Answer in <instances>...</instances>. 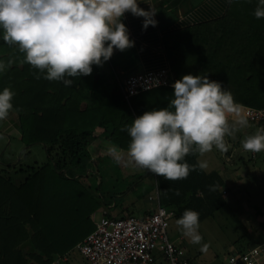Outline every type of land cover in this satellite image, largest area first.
Returning a JSON list of instances; mask_svg holds the SVG:
<instances>
[{"label": "trees", "instance_id": "16d2710c", "mask_svg": "<svg viewBox=\"0 0 264 264\" xmlns=\"http://www.w3.org/2000/svg\"><path fill=\"white\" fill-rule=\"evenodd\" d=\"M186 1L156 0L161 23L171 22L179 9L188 10L200 2L188 6ZM257 3L227 0L221 17L166 32L165 65L171 70V81L185 74L207 75L231 91L238 103L263 107L264 18L254 16ZM122 22L134 46L123 52L114 49L115 63L110 58L109 70L104 69L105 62L93 65L90 75L70 78V86L45 79L44 73L24 62L17 47L3 40L0 29V60H13L0 73V91L9 87L15 93L13 111L23 143L40 142L47 153L46 161L26 167L20 182L9 173L14 162L0 168V264H50L57 256L69 255L95 229L93 213L105 204L102 194L96 196L84 180L93 159V140L108 139L127 153L131 138L126 126L145 111L167 107L174 98L171 84L126 96L125 78L162 66L144 68L137 46L141 27L132 34L125 16ZM185 161L196 165L197 154L187 155ZM157 180L161 204L179 217L192 209L199 213L200 222L225 203L217 171L197 167L183 180L162 176ZM206 200L212 206L203 210ZM194 261L191 258V264Z\"/></svg>", "mask_w": 264, "mask_h": 264}, {"label": "clouds", "instance_id": "9594fccd", "mask_svg": "<svg viewBox=\"0 0 264 264\" xmlns=\"http://www.w3.org/2000/svg\"><path fill=\"white\" fill-rule=\"evenodd\" d=\"M129 12L144 18L143 29L157 24V11L151 5L148 10L141 8L138 0H0V29L3 40L17 47L24 62L44 73L45 79L70 86V78L90 75L93 65L102 66L114 49L123 52L134 46L122 22ZM254 16L264 18V0H258ZM12 63L0 60V73ZM172 88L174 98L167 107L145 111L126 126L131 138L129 161L169 181L186 179L197 167L208 168L206 160L189 165L187 155L203 157L214 147L227 152L226 137L235 138L250 127L243 106L221 82L207 75L185 74ZM14 96L9 87L0 91V121L13 110ZM233 115L236 119H230ZM241 144L244 151H264V127ZM110 152L120 162L118 149L112 147ZM176 225L191 243H201L197 211L185 209Z\"/></svg>", "mask_w": 264, "mask_h": 264}, {"label": "crops", "instance_id": "0c3cea01", "mask_svg": "<svg viewBox=\"0 0 264 264\" xmlns=\"http://www.w3.org/2000/svg\"><path fill=\"white\" fill-rule=\"evenodd\" d=\"M138 2L141 8L148 10L151 5L152 8L158 12L156 9V0H147L150 5L146 3L145 0H138ZM178 5L180 6L181 3H178ZM226 6L227 0H201L194 7L188 10L185 7H182L183 10L179 9V13H176L177 17H174L175 19L173 18L174 20L172 19V21L168 23H161V20L157 16L156 12L154 17L157 21L156 26L149 25L147 29H143V17L134 16L130 12L125 13V18L129 28H133L132 34L136 27H141L142 40L137 42V46L141 57L140 61L144 65V68L152 69L159 66L163 67V65L166 67L167 60L165 59V50L163 44V36L166 32L175 29H182L194 23L209 21L221 17ZM241 105L243 106V115H245L244 106L246 105ZM230 119H236V117L233 115L230 117ZM249 124L250 127L239 131L235 138L226 137V142L228 145H230L227 152H220L214 147L211 152L205 154L203 157L199 156L197 153L198 160H206L208 163V168L205 171L208 173L217 171L222 180L220 191L223 195L225 203L219 209L214 210L210 216H214V213L218 210H220L219 212L224 213L222 212V208L228 203L233 205V200H237L238 207L236 214L240 215L242 220L238 225L243 227L242 230L244 233L240 235L239 240L230 241L229 246H231L230 248H235V252L246 250L253 245L264 242V151L260 153L244 151L241 144V141L246 136L253 134L257 128L264 126L251 120H249ZM253 126L254 130H252ZM94 140L99 142L98 146L101 148L103 147V144H105L106 148L109 149L110 155H95V147H93V145L96 146V144H94ZM94 140L90 145L93 159L89 162V167L86 169L85 173H87L86 178L91 175L96 177L95 181L92 183L90 182L88 185H92V188L95 186L97 192L102 194V198L105 200V204H102L99 208L101 212H103V209H109V212L116 216L135 214L134 206L136 205H133V207L128 206L126 202L123 203L122 197L126 196V192L129 191L131 186L132 188H136L143 182L151 185V187L147 189L145 187L138 198L139 200L141 199L144 201L143 203H151V205L146 206L141 204L142 215L138 216H144L149 212L157 210L159 204H161L157 175L143 168H139L136 171L132 168H124L121 171H128V177L126 180L127 184L122 185L121 178L116 177L113 171L118 169L117 172H119L120 168H115L104 164L107 160H110L112 155H114L112 152H110V148L115 147L118 149V154L121 156V160H124L128 165H130L131 162L129 161L127 153H122L121 149L116 144L111 143L108 139L96 137ZM102 156L107 158L106 161L103 160ZM206 156H212L213 158L205 159ZM103 173L106 175L104 176ZM150 175L152 176L149 177ZM252 181H255L252 188L253 190L250 189V183ZM258 183L261 184L263 194L260 193L261 191L259 188L261 187H258ZM104 185L107 186V191H104ZM200 194L203 195L202 192H200ZM257 196L260 197V200L255 199ZM251 197H254V199L251 200ZM208 203L209 202L206 200V202L202 204L203 210L208 209V206L209 208L212 206V202L209 204ZM238 208L240 210H238ZM97 213L98 212L96 211L93 213V220L95 223L97 220ZM243 238L245 239L244 241ZM173 241H175L176 245H180L176 240ZM243 242H246L245 247H242ZM187 244L189 245L190 243L187 241ZM184 247H186V249L191 253L192 259L195 258L196 260L197 257H199L200 251L195 250L193 246L192 252L186 245ZM68 261L69 260H66V262Z\"/></svg>", "mask_w": 264, "mask_h": 264}, {"label": "built area", "instance_id": "2783aa9c", "mask_svg": "<svg viewBox=\"0 0 264 264\" xmlns=\"http://www.w3.org/2000/svg\"><path fill=\"white\" fill-rule=\"evenodd\" d=\"M169 67L132 74L123 80L126 96L138 94L161 85H173ZM245 116L264 126V106H244ZM174 211L159 204L157 210L144 216H116L103 209L96 227L74 249L88 264H153L155 252L162 251L170 264H191V256L169 238L168 228ZM66 253L50 264H63ZM230 264H264V242L229 256Z\"/></svg>", "mask_w": 264, "mask_h": 264}, {"label": "rangeland", "instance_id": "374dc122", "mask_svg": "<svg viewBox=\"0 0 264 264\" xmlns=\"http://www.w3.org/2000/svg\"><path fill=\"white\" fill-rule=\"evenodd\" d=\"M201 1V0H200ZM194 2L197 3L199 0H187L186 5ZM189 6V5H188ZM176 18V14L173 16V18ZM174 18V19H175ZM173 19V20H174ZM186 43V42H185ZM113 62L114 61V57ZM111 61L110 59L105 61L104 69L109 70L111 67ZM109 68V69H108ZM118 68V67H117ZM120 76L123 78L124 74L123 72L120 73ZM19 126V120L17 114L12 110L9 114L8 118L6 120L0 121V168H3L6 166L9 162H14V166L9 169L10 175H12L13 179L16 182H20L26 177V167L29 165H35L36 163H42L47 160V153L45 146L40 143H34L31 146H27L23 141L21 140V132L18 128ZM253 128V129H252ZM251 129L254 130V126ZM98 141L94 140L93 147L94 148V154H102V155H110L109 149L106 148V145L103 144V147L98 146ZM96 149V151H95ZM97 152V153H96ZM103 157V160L106 161V157ZM96 157V156H95ZM121 157V156H120ZM211 159L212 156H206L205 159ZM124 160L120 159V162H116L114 159V155L111 156L110 160H107L104 165H109L111 167H117L120 168V173L117 172L118 169L113 170L114 175L116 177L121 178L122 185H126L127 182V173L128 171H121L124 168H132L133 170H138L139 168L135 166L134 163H131L128 165ZM126 163V164H125ZM260 163V162H259ZM261 164V163H260ZM103 165V166H104ZM24 169V170H23ZM84 172V171H83ZM82 172V173H83ZM85 177L84 180L88 184L90 182L95 181V176L91 175L88 178H86L87 173H84ZM104 176L106 175L103 173ZM94 176V177H93ZM150 175L149 177H151ZM124 179V180H123ZM149 180V179H147ZM255 181H252L250 183V189L253 190V185ZM105 184V183H104ZM150 188L151 185H148L146 182H143L140 186L136 188H132V186L129 188V191L126 192V196L122 197L123 203L126 202L128 206H134L135 209V215H142V207L141 204H144L146 206L151 205V203H143L141 199L139 200V195L142 193L143 189ZM153 187V186H152ZM258 187H261V184L258 183ZM107 186L104 185V191H107ZM156 188V185H155ZM91 192H93L97 196L96 187L90 188ZM261 191L260 193L263 194L262 187L259 188ZM259 195V194H258ZM254 199V197H251V200ZM255 199L260 200V197H255ZM233 205L228 203L225 207L222 208V212H219L220 210L216 211L214 213V216L208 215L207 218L205 217L203 220H201L200 227H199V233L202 236V241L200 244H193L189 241L187 237H185L182 233V231L178 228L176 225V220L179 218L178 213L174 214L170 226L168 228V235L171 240H176L180 248H182L186 254L189 256H192L191 253L184 247L185 245L190 249L192 252V246L195 248V250L200 251L199 257L194 261L195 264H230V258L229 256L233 254L236 250L235 248H230V241H237L240 239V235L243 232V227H240L241 225H238L241 220V216L236 214L237 212V200H233ZM238 210H240L238 208ZM96 212L97 219H99L101 216V210L98 209ZM221 213V214H220ZM220 214V215H219ZM93 217V216H92ZM184 237V238H182ZM245 239L243 238V241ZM187 241L190 243L187 244ZM175 242V241H174ZM206 245V248L204 246ZM246 246V242L242 244V247ZM243 250V249H242ZM155 261L153 264H170L169 260L166 258L165 254L157 250L155 252ZM68 262H64L63 264H87V259L83 256V254L78 250L74 249L70 252L68 257Z\"/></svg>", "mask_w": 264, "mask_h": 264}]
</instances>
